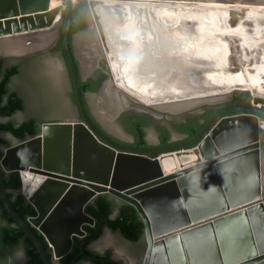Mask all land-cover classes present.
I'll return each mask as SVG.
<instances>
[{
	"label": "water",
	"instance_id": "obj_1",
	"mask_svg": "<svg viewBox=\"0 0 264 264\" xmlns=\"http://www.w3.org/2000/svg\"><path fill=\"white\" fill-rule=\"evenodd\" d=\"M51 1L0 0V39L50 28L61 16L59 37L72 70L83 113V120L65 118L45 121L41 133L25 141L9 133H0V137L8 135L13 138V143L4 149L0 159V203L34 244L43 264H54L67 255L73 245V236L84 237L86 232L83 226L95 224V220L85 213V206L99 194H109L136 208L144 223L142 239L146 241L142 264H264V91L247 87L253 99L251 106L227 107L217 111L204 128L188 141L149 148L118 144L102 133L86 113L75 62L77 52L74 53L71 47L73 0H59L60 4L53 8ZM86 2L88 18L90 20L92 16L96 27L109 78L115 76L114 83L133 94L137 98L135 101L153 107H156L155 102L140 96L125 84L119 56L112 49L109 31L98 13V6L127 3L147 8L167 7L192 15L195 10L214 12L218 17L224 11H228L230 16L234 9L264 10L224 4L210 6L189 0ZM140 66L137 65L136 69L142 72ZM172 99L177 98L158 102ZM199 104L179 111L190 110ZM225 112L236 114L223 116ZM82 130L86 131V136L81 134ZM62 131L66 135L65 147L61 148L66 152L67 166L60 168L40 161L29 162L30 159L26 157L27 144L43 137L48 143L53 133ZM79 141L87 147L81 146ZM80 148L83 150L79 151ZM96 148L99 152H107L109 157L107 165L101 170V179L72 174L71 166L74 168L80 154L92 153V150L97 152ZM55 152L57 156L58 151ZM24 157L27 159L23 160ZM14 171L20 173L22 181L23 171L44 177L43 187L52 182L70 185L72 189L85 187L93 192V196L80 209L85 220L79 224L78 231L70 235L69 246L61 255L55 257L46 233L35 224L40 221L41 212L26 197L24 181L20 193L34 206L37 215L24 219L12 205L7 196L4 173ZM35 230L44 236L48 248ZM107 231L110 229H104L102 235ZM102 235L97 240H90L87 248L93 251L92 245ZM83 254L84 243L69 264H79ZM113 259L117 260L115 257Z\"/></svg>",
	"mask_w": 264,
	"mask_h": 264
},
{
	"label": "bare ground",
	"instance_id": "obj_2",
	"mask_svg": "<svg viewBox=\"0 0 264 264\" xmlns=\"http://www.w3.org/2000/svg\"><path fill=\"white\" fill-rule=\"evenodd\" d=\"M241 2L243 3L236 2V4H239V6L243 7H253L257 4L255 3L257 2L256 0H244ZM59 4V0L51 1L52 8L58 6ZM202 4L210 6L220 5L217 4V2L212 3V1L202 2ZM257 5L258 6L256 7L258 8H264V3H260ZM97 10L99 15L101 16L105 28H107V30L109 31L108 35L110 38L112 49L113 51H115V54L119 56L118 58L121 62V70H123L122 73L124 76L125 84L140 96L148 98L149 100H151V102H155L153 104L156 107L157 105H167L169 103L178 104L191 100L194 101L203 99L204 97H213L216 95H220L221 93L233 92L235 89H237V91L238 89H246L247 87L249 88V86L255 87L256 89L260 90L259 87L255 86L256 83L252 81L253 79L250 77H248V79L245 75L246 72H244L245 74L243 73L242 75H238L236 77L230 75L225 77L224 79H221V81L219 80V84H217L216 86L222 88H213L207 91L205 90V92L197 91L178 93L176 91H173V89L169 88L168 86L172 84L175 76H177L179 72L184 71L183 68H176V63L181 66V64H186L189 62V60L187 59V61L185 57L187 58L186 48L190 46L183 41H177V38H179L181 34V28H179V26L181 24H188L190 21L194 24L195 22H197V16L192 15V13H188L186 11H178L167 7L147 8L143 6L130 5L127 3L114 5L111 4L105 6L100 5L98 6ZM119 11L127 14V16L121 20L122 22L117 16V13H119ZM228 14V11H224L222 15L218 17L214 12H209V19H206V21L210 23H216L218 26L222 25V27L225 26L226 28H228ZM247 14L249 16L248 19L253 21L256 26L264 27V19H258L259 17H257L259 15L264 16V10L261 12L248 10ZM218 18H220L222 24L220 23V21H218ZM57 19L59 20L56 21V24H53L50 28L41 30L39 32L25 33L0 39V52H3L4 54H15L17 52H25L27 50L30 51L34 49H42L43 46H48L56 37L57 28L59 27L60 22H62L61 16H58ZM90 19L92 20V16H90ZM98 49L101 50L100 47H98ZM89 53H83L85 58H88V64H86L87 67L92 66L93 60L95 58V56L91 54L92 51H89ZM137 65L142 68L143 73L136 69ZM187 66H189V64H187ZM184 68L185 70L187 69L186 67ZM167 73H169L170 76L169 74L167 75ZM195 78L196 80H199L201 84L206 88H208L210 85L215 86L214 84H208L209 78H207L206 75ZM111 79H115V76ZM110 83L111 82H108L105 85L104 94L106 95V97H108V99H112L111 103L113 104L117 103L118 99L116 97V93L113 91L112 83ZM114 85L122 93L129 95L134 100L137 99L130 92H126L115 83ZM215 89L218 92L216 94H213L212 90ZM199 93L203 94L198 95V97L193 96V94ZM189 95L192 96H190V98H187V96ZM224 95H221L217 98H225L226 95ZM171 98L177 99H172L171 101L167 102H158L165 99L170 100ZM203 101L213 102L216 101V99L209 100L205 98ZM115 107H119V104H115ZM185 108H189V106L181 107L175 111H179ZM100 111L103 116H105L106 110L102 106L100 107ZM85 132L82 130L81 134L86 136ZM63 133V131L53 133L48 143H45V137H43L39 141L27 144L26 157L30 159L29 162L40 161L42 164L48 163L60 168H64L65 166H67V155L65 154L66 152H64V150L62 151L61 148H64L66 143V135H64ZM57 142H59L60 144H57ZM79 144L85 148L87 147L84 146L82 142L80 143V141ZM58 145L60 147H58ZM46 149L48 150V154L45 155ZM54 150L58 151L57 156H55L56 152ZM82 150V148L79 149V151ZM107 155V152H94L93 150L92 153L88 151V153L85 155L80 154V157H78V161H76V163L74 164V168L73 166H71L70 170L72 174H75L78 177H86L93 180H99L103 175L101 174L102 168L105 167L109 161V157ZM27 158L24 157L23 160ZM101 165L102 167H100ZM24 172H22L24 181V193L29 200L33 201L36 204L41 212L40 221H38L37 223L35 222V224L37 226L43 225V228L45 230L43 228L42 230L46 233L48 240L53 246L55 257L59 256L67 250L70 242V235L75 233L73 231H69L71 227L74 225L76 231H78V220L85 219L80 209L82 204L93 196V192L85 187H76L72 189L70 185L57 184L52 182L49 183L47 187H43L42 185H45L44 177L31 174L28 171ZM26 178L30 180L34 192L30 189L29 183L27 182ZM29 191L35 194H32L33 196H30ZM35 195L37 196V199ZM37 200L41 208L38 205ZM66 235L68 237V241L65 249L58 254L55 246L59 247L63 243Z\"/></svg>",
	"mask_w": 264,
	"mask_h": 264
},
{
	"label": "flooded vegetation",
	"instance_id": "obj_3",
	"mask_svg": "<svg viewBox=\"0 0 264 264\" xmlns=\"http://www.w3.org/2000/svg\"><path fill=\"white\" fill-rule=\"evenodd\" d=\"M84 14V28L75 32L71 38L72 50L74 53L77 52V56L75 55V62L78 66L80 89L83 96V102L86 113L95 126H97V128L102 133L109 136L118 144L138 148H149L182 143L196 136L217 111L227 107L251 106L253 104L251 94L243 93L242 90L238 89V92H234L237 91L234 90L233 92L221 93L220 95L213 97H204L203 99L194 101L191 100L184 103H169L167 105H157V107L144 106V104L135 101L129 95L122 93L117 87H115L111 77L109 78V75L105 70L106 63L104 61V56L98 49V47H100L102 50L101 43L97 36L95 26L92 24L93 21L91 19L89 20L88 18L87 8ZM56 21L54 24L57 23ZM60 26L61 22L59 27ZM59 27L57 28V34ZM86 31L89 33L87 37L84 38L83 43L80 45V47H83L77 50L75 47V36ZM60 42L62 44V39L60 37L54 44L50 45L52 43L51 42L49 44L50 48H48L49 51H45V49L42 47L44 51L39 49L36 50V52L20 54L14 60H8L7 58L3 57V64L5 68L15 65H19L20 67L19 72L12 78V81L9 85L10 90L16 92L26 104L23 111L17 112L12 116V118L18 124L30 119H35L41 129L43 122L48 120L65 118L83 120V113L78 103L72 70L64 53L63 45L62 48H59ZM89 51H92L91 54L95 56L91 67L86 66V64H88V58H85L83 54L84 52L89 53ZM30 61H33V64L39 63L42 65V69L39 72V74L42 76H39L41 77V82L47 87V91L45 90L46 96L41 97L43 101L40 103V107L42 109H46V113L48 114V118L44 120L39 116L41 113L38 111L30 113L27 117L21 119V116L24 115L27 110V99L20 90L11 88L16 78L21 76L25 62ZM108 82L112 83L113 91L116 93V97L118 99L117 103L112 104V99H108V97H106L104 94V88ZM94 87H97V90L94 91L91 89ZM224 94L226 95L225 98H217ZM205 98L209 100L216 99V101H213V103L209 101H203ZM198 103L200 104L196 105L190 110L181 112L175 111L181 107H191ZM115 104H119V107H115ZM101 106L106 110L105 116H103L100 111ZM232 114H236V112H225L223 113V116ZM107 119L108 121H106ZM139 126H141L144 131L145 144L139 142V134L133 132V130ZM183 127H194L196 129L198 128V130L192 138L188 139L187 135L181 130ZM116 128L122 130L129 139L124 140L116 136V134H114L112 131ZM166 136H168V139L166 140V144H164L163 140ZM26 180L28 182L27 178ZM29 186L33 191L31 184ZM35 197L37 199L36 195ZM116 202L119 201L116 200ZM38 205L40 206L39 202ZM0 220L1 225L3 223L1 208ZM39 226L43 228V225ZM69 231H73L75 233L77 232L74 225ZM67 241L68 237L66 235L63 243L59 247L55 246L58 254L65 249Z\"/></svg>",
	"mask_w": 264,
	"mask_h": 264
},
{
	"label": "rangeland",
	"instance_id": "obj_4",
	"mask_svg": "<svg viewBox=\"0 0 264 264\" xmlns=\"http://www.w3.org/2000/svg\"><path fill=\"white\" fill-rule=\"evenodd\" d=\"M78 1L79 0H73V5H77ZM189 1H195L200 4H202V2L212 1V3L217 2V4L220 5H235L238 8H241L243 6H239V4H236V2L243 3L241 1L244 0ZM256 1L257 2L255 3L257 4L264 3V0ZM257 4H253L255 6L251 8L257 9L254 8L258 6ZM249 9L250 8H241L240 10H232L229 16L230 19H228V28H226L225 26L222 27V25L218 26L216 23L207 22L206 19H209V13L195 10L194 15H196L197 18L199 16L198 19L196 18L197 22L193 24L189 20V25L181 24L179 26V28H181V37L179 36V38H177V41H183L190 46L186 48L187 58L185 57V59H188L189 62L186 64L183 63L181 64V66L176 63L175 67L183 68L184 71L179 72L177 76H175L172 84H170L168 87L178 93L197 91L205 92V90L207 91L213 88H222L216 85L219 84V80L221 81V79H224L227 76L233 75L236 77L246 72V74H244L247 76V78H252V81L256 83L255 86L264 91V27L256 26L253 21L248 19L249 16L247 14V11ZM117 16L121 21L122 18L127 16V14L119 11V13H117ZM257 17H259L258 19H264V16L262 15H259ZM218 21H220V18H218ZM61 27L62 24L59 27L57 36L53 39L50 45L54 44L59 39ZM88 33L89 32L86 31L75 36V47L77 50L83 47H80V45L83 43V40L87 37ZM77 39H79L80 41H77ZM50 45H46L47 47L43 46L46 47L44 48L45 51H49L48 48H50ZM44 49L40 50L44 51ZM36 50L39 49L17 52L15 54H4L6 55L4 57L8 60H14L20 54H27V52H36ZM100 51L103 54V51ZM2 55L3 52H1L0 57ZM187 64H189V66L191 67L187 66ZM183 66L187 69L185 70ZM41 69L42 65L39 63L33 64V61L25 62L21 76L16 78L11 86L12 89L20 90L27 99V110L26 113L21 116V119L36 111L41 113L39 116L43 120L48 118L46 109H42L40 107V103L43 101L41 97L46 96L45 90L47 91V87L41 82L40 76L42 75L39 74ZM169 73H167V75ZM202 75H206L207 78H209L208 84H214L215 86L210 85L208 88L204 87L201 82L199 80H196L195 78ZM241 90L243 93L251 94V92L247 91L246 89ZM213 94L216 93L214 92ZM144 106L148 105L144 104ZM106 121H108V119ZM112 131L121 139H129L128 136H126L125 133L120 129L116 128ZM5 137L10 141L11 144L13 143L12 137L8 135H5ZM28 182L30 185L31 182L29 179ZM30 192L31 191H29V195L33 196L34 194ZM84 220L85 219L78 220L79 224ZM92 248L95 252H111L112 256L115 257L118 261H121L122 264H142L143 257L146 251V241L142 240L138 243H131L125 240L119 233L110 230L105 232L100 240L92 245ZM26 260L27 255L22 245L16 246L9 250H2L0 247V264H22ZM79 264L91 263L89 261L82 260Z\"/></svg>",
	"mask_w": 264,
	"mask_h": 264
},
{
	"label": "trees",
	"instance_id": "obj_5",
	"mask_svg": "<svg viewBox=\"0 0 264 264\" xmlns=\"http://www.w3.org/2000/svg\"><path fill=\"white\" fill-rule=\"evenodd\" d=\"M87 8L86 0H79L73 8L72 22L70 28V38L78 30L84 28L85 10ZM59 48H62L60 42ZM3 58L0 57V133H9L20 141H25L29 137H35L41 133L40 126L35 119H30L22 123H17L12 116L25 109L24 100L16 93L10 90L9 85L12 78L20 70L19 65L5 68ZM88 88V87H87ZM97 90V87L91 88ZM181 130L190 139L197 132L198 128H181ZM139 134V142L145 144L144 131L141 126L133 130ZM168 136L164 138V144ZM10 141L5 137H0V159L4 154V148L10 146ZM7 196L14 208L24 219L35 217L37 211L34 206L28 203L25 197L20 193L23 181L19 172L4 173ZM1 216L3 223L0 225V247L2 250H9L22 245L27 260L23 264H43L40 255L31 240L21 231V228L8 214L1 205ZM85 213L95 220L93 226L84 225L86 232L84 237L73 236V245L70 252L60 258L54 264H69L73 258L81 251L84 243V254L79 260L89 261L91 264H122L115 260L111 252L104 253L91 251L87 248L90 240H97L104 229L109 228L113 232L119 233L125 240L131 243H138L144 235V223L141 220L136 208L124 202H116V199L109 194H99L85 206ZM36 231V230H35ZM37 235L48 248V243L44 236L36 231Z\"/></svg>",
	"mask_w": 264,
	"mask_h": 264
},
{
	"label": "crops",
	"instance_id": "obj_6",
	"mask_svg": "<svg viewBox=\"0 0 264 264\" xmlns=\"http://www.w3.org/2000/svg\"><path fill=\"white\" fill-rule=\"evenodd\" d=\"M0 55H1V52H0ZM4 56H6V55H4V53H3V55L1 56V58H3Z\"/></svg>",
	"mask_w": 264,
	"mask_h": 264
}]
</instances>
